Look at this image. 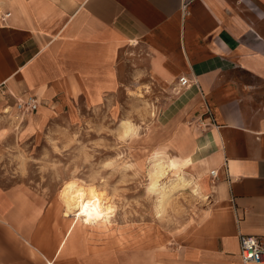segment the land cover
<instances>
[{"label":"crops","instance_id":"1","mask_svg":"<svg viewBox=\"0 0 264 264\" xmlns=\"http://www.w3.org/2000/svg\"><path fill=\"white\" fill-rule=\"evenodd\" d=\"M129 64L199 176L193 223L174 244L91 242L59 231L54 204L0 183V264H243L240 236H264V0H0V150L52 109L115 96Z\"/></svg>","mask_w":264,"mask_h":264},{"label":"rangeland","instance_id":"2","mask_svg":"<svg viewBox=\"0 0 264 264\" xmlns=\"http://www.w3.org/2000/svg\"><path fill=\"white\" fill-rule=\"evenodd\" d=\"M127 67L121 92L101 105L89 107L77 100L75 107L52 109L36 135L2 146L0 183L4 187L20 183L28 195L41 197L43 207L54 204L58 229L65 232V224L72 223L64 219L59 198L65 183L96 186L106 219L93 226L77 225L75 232L84 230L91 242L123 248L153 233L169 236L174 244L193 223L196 196L207 197L201 189L195 191L199 176L191 161L173 154L172 142L164 139L157 125L155 93L144 77L130 75L134 64ZM125 122L133 128L128 135ZM159 159L174 165L160 179L158 191L151 192V175ZM180 175L190 183L174 189Z\"/></svg>","mask_w":264,"mask_h":264},{"label":"bare ground","instance_id":"3","mask_svg":"<svg viewBox=\"0 0 264 264\" xmlns=\"http://www.w3.org/2000/svg\"><path fill=\"white\" fill-rule=\"evenodd\" d=\"M132 131V126L128 122H125L124 133L128 135ZM173 165L174 163L166 165L163 159L156 161L151 175L149 188L151 192H154L159 188L160 179L162 177L164 178L166 173L169 171L168 169H171ZM189 183L190 182L188 180L186 181L185 178L180 175L178 176V182L174 185V189L178 187H185L189 185ZM195 191L199 192L197 186H195ZM59 198L64 208V219L72 220L69 233H71L77 225L84 224L86 226H93L106 219L103 201L98 193V187L96 186L86 185L84 183L71 180L65 183L59 194ZM164 198L165 195H163V199L161 200L159 206V210L161 212L164 209ZM109 208L111 207L109 206Z\"/></svg>","mask_w":264,"mask_h":264},{"label":"built area","instance_id":"4","mask_svg":"<svg viewBox=\"0 0 264 264\" xmlns=\"http://www.w3.org/2000/svg\"><path fill=\"white\" fill-rule=\"evenodd\" d=\"M179 83L183 88L190 85L189 80L185 77H182ZM39 105L37 99L30 98L27 101L19 102L18 109L26 114L37 111ZM211 175L215 177L216 172H212ZM240 247L243 264H264V236L241 235Z\"/></svg>","mask_w":264,"mask_h":264}]
</instances>
